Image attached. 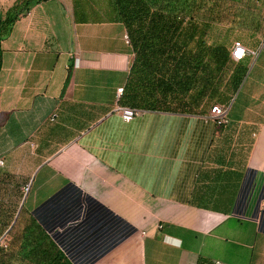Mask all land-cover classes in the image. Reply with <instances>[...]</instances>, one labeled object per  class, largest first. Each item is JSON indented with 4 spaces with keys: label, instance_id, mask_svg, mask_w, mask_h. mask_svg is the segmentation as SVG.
<instances>
[{
    "label": "crops",
    "instance_id": "crops-1",
    "mask_svg": "<svg viewBox=\"0 0 264 264\" xmlns=\"http://www.w3.org/2000/svg\"><path fill=\"white\" fill-rule=\"evenodd\" d=\"M110 8L47 0L3 42L0 197H33L67 264H264V100L243 85L223 126L213 106L125 121L135 54Z\"/></svg>",
    "mask_w": 264,
    "mask_h": 264
},
{
    "label": "trees",
    "instance_id": "trees-1",
    "mask_svg": "<svg viewBox=\"0 0 264 264\" xmlns=\"http://www.w3.org/2000/svg\"><path fill=\"white\" fill-rule=\"evenodd\" d=\"M45 1L18 0L6 13L0 11V72L3 42L21 18ZM226 4V0H111L114 22L125 26L135 54L121 106L188 113H200L210 103L229 106L249 66L245 60L236 62L225 45L207 42L209 28L225 18ZM208 15L210 20H203ZM26 222L19 260L67 264L61 251L51 244L46 248L43 225L33 217ZM13 262L12 257L0 259V264ZM198 264L212 263L200 259Z\"/></svg>",
    "mask_w": 264,
    "mask_h": 264
},
{
    "label": "rangeland",
    "instance_id": "rangeland-1",
    "mask_svg": "<svg viewBox=\"0 0 264 264\" xmlns=\"http://www.w3.org/2000/svg\"><path fill=\"white\" fill-rule=\"evenodd\" d=\"M18 0H0V11L6 13ZM225 18L209 28L207 42L225 45L229 50L241 41L251 52L245 63L249 74L238 97L241 101L253 96L264 100V0H226ZM249 7V8H248ZM203 20H210L209 15ZM259 98V97H258ZM214 103H210L211 108ZM0 197V259L13 258V264H35L20 261L19 253L27 220L31 216L33 197Z\"/></svg>",
    "mask_w": 264,
    "mask_h": 264
},
{
    "label": "built area",
    "instance_id": "built-area-1",
    "mask_svg": "<svg viewBox=\"0 0 264 264\" xmlns=\"http://www.w3.org/2000/svg\"><path fill=\"white\" fill-rule=\"evenodd\" d=\"M125 41L130 44L129 36H125ZM237 53H240L238 55ZM252 53L256 55L254 52H250L241 41H238L234 44L232 49V57L236 62H240L246 59V57ZM78 64V61H77ZM124 92V88L118 89V93L122 95ZM230 107L227 105L216 104L213 106L211 114L213 119L217 122L218 125L223 126L228 123L227 115L229 113ZM117 112L122 115L125 121L130 122L135 116L140 114L139 110L130 109L125 107H118ZM4 166V161L0 159V167ZM28 189H26V192Z\"/></svg>",
    "mask_w": 264,
    "mask_h": 264
},
{
    "label": "snow or ice",
    "instance_id": "snow-or-ice-1",
    "mask_svg": "<svg viewBox=\"0 0 264 264\" xmlns=\"http://www.w3.org/2000/svg\"><path fill=\"white\" fill-rule=\"evenodd\" d=\"M238 55H240V53H237Z\"/></svg>",
    "mask_w": 264,
    "mask_h": 264
}]
</instances>
